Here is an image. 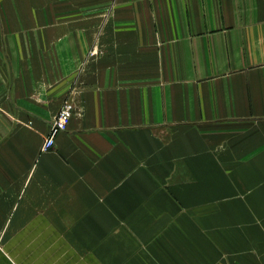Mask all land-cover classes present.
<instances>
[{"label": "crops", "instance_id": "1", "mask_svg": "<svg viewBox=\"0 0 264 264\" xmlns=\"http://www.w3.org/2000/svg\"><path fill=\"white\" fill-rule=\"evenodd\" d=\"M59 1H0V264H264V0Z\"/></svg>", "mask_w": 264, "mask_h": 264}, {"label": "built area", "instance_id": "2", "mask_svg": "<svg viewBox=\"0 0 264 264\" xmlns=\"http://www.w3.org/2000/svg\"><path fill=\"white\" fill-rule=\"evenodd\" d=\"M73 105L69 102H64L59 113L51 124L50 133L44 142V150H49L54 147L56 137L68 130V126L73 114Z\"/></svg>", "mask_w": 264, "mask_h": 264}, {"label": "rangeland", "instance_id": "3", "mask_svg": "<svg viewBox=\"0 0 264 264\" xmlns=\"http://www.w3.org/2000/svg\"><path fill=\"white\" fill-rule=\"evenodd\" d=\"M1 1V0H0ZM59 2H65V0H61V1H59Z\"/></svg>", "mask_w": 264, "mask_h": 264}, {"label": "bare ground", "instance_id": "4", "mask_svg": "<svg viewBox=\"0 0 264 264\" xmlns=\"http://www.w3.org/2000/svg\"><path fill=\"white\" fill-rule=\"evenodd\" d=\"M35 13V12H34Z\"/></svg>", "mask_w": 264, "mask_h": 264}]
</instances>
